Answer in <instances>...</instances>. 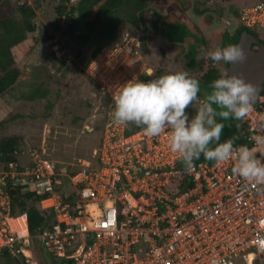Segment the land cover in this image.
Returning a JSON list of instances; mask_svg holds the SVG:
<instances>
[{
    "label": "built area",
    "instance_id": "built-area-1",
    "mask_svg": "<svg viewBox=\"0 0 264 264\" xmlns=\"http://www.w3.org/2000/svg\"><path fill=\"white\" fill-rule=\"evenodd\" d=\"M242 17L264 28V0L245 6ZM100 80L112 107L113 94L131 81L121 74L116 85ZM242 123L249 138L264 135V92ZM127 129L112 121L93 151L96 161L76 159L69 201L63 200V179L49 158L34 153V168L19 170L10 163L0 170V256L6 249L28 257L40 245L73 264H264V184L235 175L232 162H203L186 170L183 177L193 185L180 191L174 180L183 172L167 132L148 137L142 129ZM250 144L264 162V148L251 139ZM8 183L21 185L23 193L47 194L41 205L55 210L52 226L32 233L26 212L13 215Z\"/></svg>",
    "mask_w": 264,
    "mask_h": 264
},
{
    "label": "rangeland",
    "instance_id": "rangeland-1",
    "mask_svg": "<svg viewBox=\"0 0 264 264\" xmlns=\"http://www.w3.org/2000/svg\"><path fill=\"white\" fill-rule=\"evenodd\" d=\"M239 1L245 5H250L261 0ZM9 2L3 6L0 5V29L2 20L7 17L13 18L14 13L19 18L23 17L24 15L19 9L23 6L22 4H28L36 13L34 18L36 30L28 34L26 42L23 43V48L18 46L13 48L15 64L20 68L21 74L16 83L1 96L5 102L1 117L4 118L5 116L6 118L9 113H21L25 122L22 124L3 122L0 125V135L13 132L24 133L26 136L25 146L29 148L25 154L29 156L30 161H32L34 153L39 154L38 146L41 147L42 153L45 155L42 157H49L54 163H61L63 168H66L64 164L73 168L72 164L79 157L88 159L91 152L90 147L94 142L92 139L97 140L99 135L91 137L86 131H83V127L91 125L94 119L97 122H102L105 117H108L106 114L114 109V106H111V97L108 95L107 89L102 87L103 84L100 79L116 85V80L120 74L124 76V80L128 78L133 80L134 74L138 75L139 72L143 74L146 71L149 73V70H151V75L162 72H182L178 69L180 65L178 63L184 52L187 51L184 44L174 48V52H169L170 62L164 64L166 57L158 52L156 45H154L155 40L153 41L154 44L150 41L149 46L141 49L137 42L138 32L133 27H125L124 25L120 28L121 38L119 41L105 43L98 53L99 55L97 54L98 56L96 55L97 57L93 59L94 61L92 63L90 61L91 64H84L76 57L81 47L80 40L68 36L65 33L67 28L64 25L56 24L60 0H48L44 4L40 3V0H10ZM93 2V12L95 13L102 1L93 0ZM70 4L69 2L68 8L73 7ZM233 8L235 11L238 10L236 7ZM248 28L257 37L264 36L263 31L258 30V28ZM147 31L152 33L151 29ZM194 31L199 34L198 31ZM226 34L232 41L238 38L228 32H225ZM174 36L179 35L171 32L169 41ZM199 36L203 39L200 34ZM215 36L217 39L220 37L222 39L219 31L215 32ZM149 37L151 40V35ZM207 46L210 49L217 48L210 40H208ZM199 65V68L195 69V73L187 72L188 75L199 76L204 73L206 71L205 63H199ZM114 78L116 82H113ZM95 82L98 83L99 87L95 86ZM40 85L49 86L51 94L58 96L55 97L57 105L49 113H45L48 112L45 107L46 100L31 101L28 99L30 93ZM59 92L61 97L58 95ZM207 93L208 91L205 90L202 97H205ZM89 105L92 106H90L91 110ZM87 110L90 111L89 114H86ZM188 111L190 115L194 114L193 109L190 108ZM31 114L33 115L32 118H30ZM83 116L91 117L89 121H86ZM78 118L82 119L76 122ZM89 127V130L92 131L93 128ZM39 137L41 138L40 141H38ZM201 159L199 157L196 161ZM31 249L33 252L29 251L27 262L20 257L19 264H51L52 258L40 245ZM16 262L14 259H5L2 264H14Z\"/></svg>",
    "mask_w": 264,
    "mask_h": 264
},
{
    "label": "trees",
    "instance_id": "trees-1",
    "mask_svg": "<svg viewBox=\"0 0 264 264\" xmlns=\"http://www.w3.org/2000/svg\"><path fill=\"white\" fill-rule=\"evenodd\" d=\"M46 2H48V0H40V3L42 4ZM126 2L127 0H106V2L100 6V9L98 10V13L96 14L94 20L88 19L90 13L93 11V5L91 0H81L77 8L74 9L79 11V16H75L76 18L74 19V24H72L71 27H68L65 33H67L68 36L72 38L75 37L80 40L81 47L79 48L76 57L80 59L82 63H90V61H92L94 57L100 52L105 43H116L120 40V28L118 22H116L114 12ZM22 5L19 10L23 13L24 16H21V18H19L14 13L13 18L10 19L7 17L2 20V26L0 29V125H2V123L5 121L13 122L15 124H22L25 122L23 119L24 116L21 113H9L8 117H1V115H3V107L5 104L1 96L16 83L21 74L20 68L15 64V54L13 52V48L15 46L23 48V43L26 42L28 34H31L36 30V24L34 23L36 13L30 8L28 4ZM82 23L84 24L85 28H83ZM171 32L179 35L176 37L174 36L170 40L171 42H173V44H181L190 40V50L187 55L190 61L189 66H196L197 58L201 57L199 49L201 48L203 43V40L200 38L199 34H197L190 27L187 28L186 26L180 24L173 26L172 29H169L167 31L168 39L170 37ZM239 36L235 42L239 40ZM258 38L264 42V37L258 36ZM254 47L256 48L257 46L254 45ZM208 50L213 49L211 48ZM171 51L172 50L170 48V52ZM162 53L164 57H166L165 62L169 63L171 58V56L169 55V51L163 50ZM75 67L77 68L78 65ZM79 68L81 67L79 66ZM163 74L167 73L162 72L159 74L157 73L149 75V73L146 71L141 74L140 80L149 81L152 79H156ZM220 76L221 74L219 70H216L214 68L209 69L204 73H201L199 76H190L192 78L197 79L200 83L199 96L201 100H203L204 98L202 97L204 96L202 95V93L205 90L209 93L211 91V82L219 78ZM96 85L99 87L97 82H95V86ZM58 95L61 97L60 92L58 93ZM55 97L58 96H54L53 94H51L49 86L40 85L32 93H30L28 99L31 101H39L40 99L46 100L45 107L48 112L45 113H49L57 105ZM90 106L91 105H89V109L91 110ZM89 112L90 111L86 112V114H89ZM32 117L33 115L31 114L30 118ZM83 117L84 120L86 119V121H89L91 116ZM80 119L82 118H78L76 122ZM217 119L218 122H222L225 125L221 134L220 142H224L225 140L230 139L234 142V145L237 147L241 145H251L249 138L250 132L247 127L242 123V119L237 120L234 117L228 120H221L219 117ZM112 121V116H108L107 118L105 117L102 122H97L94 119V122H92L91 125L89 124V126L93 128L92 131H89L83 127V131H86L91 137H93L94 135H99V138H97V140H93L91 138L94 142H92V146L90 147L91 152L90 156H88L89 160L96 161V159L93 157V150L100 145L103 132ZM140 129L142 128L137 127L134 124H129L127 133H131L135 130ZM36 138L37 137H35V139ZM40 139L41 138L39 137L38 141H40ZM25 142L26 136L24 133L13 132L5 135H0V170L10 168V163H14L16 168H18L19 170H25L27 168L35 167V156H33L32 161H30L29 156L25 154V151L29 150V148H27L28 146H25ZM37 149L39 153L37 154L38 156H45L43 155L40 146H38ZM200 158L202 159L198 161H196V159L194 161V164L198 165L199 163L203 162L209 164L215 163L213 161L205 159L203 155H201ZM53 164L55 166L58 177L63 179V185L59 189L63 194V200L69 201L72 196L67 195L66 192H72L70 175L73 174L79 167L75 164H72L73 168H70L68 164H64V166L66 167V170H64L65 168L61 166V163L53 162ZM177 167L181 170V172H183V174L178 175L177 179L174 180V183L179 184L178 188L181 191L193 185V183L190 177H183L186 172L184 164L179 161ZM178 179H180V181ZM5 191L11 197V213L13 215L25 212L28 214L30 231L32 233H36L39 229L44 227H51L52 224L55 222V210L42 208L41 205V200L46 197L47 194L41 193L38 189H34L32 192L29 193H23V187L21 185L16 186L12 183H8L5 186ZM20 257H22V259L27 262L28 258L23 254H20L19 256H13L8 250L5 249L3 251V255L0 256V264H2L5 259H14L17 261L14 264H19L18 260ZM52 258L53 259L50 261L51 264H73L72 259L55 257ZM238 264L246 263L243 261H239Z\"/></svg>",
    "mask_w": 264,
    "mask_h": 264
},
{
    "label": "clouds",
    "instance_id": "clouds-1",
    "mask_svg": "<svg viewBox=\"0 0 264 264\" xmlns=\"http://www.w3.org/2000/svg\"><path fill=\"white\" fill-rule=\"evenodd\" d=\"M208 56L215 63L236 64L243 62L246 54L240 45H229L216 48ZM210 88L201 100L200 83L187 72L167 73L149 81L131 80L113 94L112 118L117 125L134 124L142 128L148 137L167 132L168 147L189 172L194 160L203 155L217 165L232 162L235 175L264 184V162L257 158L256 149L237 147L230 139L220 142L225 125L217 119L246 118L253 110L258 86L246 82L241 75L221 74ZM190 108L194 110L192 115ZM250 139L264 148V135H253Z\"/></svg>",
    "mask_w": 264,
    "mask_h": 264
},
{
    "label": "flooded vegetation",
    "instance_id": "flooded-vegetation-1",
    "mask_svg": "<svg viewBox=\"0 0 264 264\" xmlns=\"http://www.w3.org/2000/svg\"><path fill=\"white\" fill-rule=\"evenodd\" d=\"M9 1L10 0H0V5H6L10 3ZM60 1L61 3L57 8L56 24L60 25L61 23V26L64 25L65 28L71 27V25L74 24V19L79 16V11L74 9L77 8L81 0ZM91 1L94 11V2L93 0ZM101 1L100 6L106 2V0ZM69 2L71 3L70 5L73 6L72 8H68ZM245 6L246 5L239 0H127V2L121 5L114 14L119 28L124 25L125 27H133L138 32L137 42L139 48L143 49L150 41L154 44L153 41L155 40L154 45H156L158 52L162 55L163 50L170 52L171 48L172 53L175 51L174 48L180 45L179 43L173 44V42L169 41L167 38V31L172 29L173 26L180 24L198 31L203 37V43L199 49L201 57L197 58L196 66H189L190 61L187 55L190 50V40L181 43V45L184 44L187 51L184 52L182 58L179 59L178 64H180L179 66L181 68L180 69L178 66L179 71L195 73V69L200 66L199 63H205L204 67L206 71L214 68L219 70L220 74H227L229 64L224 62L215 64L214 61L211 62L212 59L208 56V53L215 49L208 50L210 49L207 46L208 40L217 48H224L229 45L237 44L244 31L254 34V32L248 28L252 26L248 25L242 17ZM233 7H236V9L238 8V10L235 11ZM98 10L95 13L92 11L88 19L94 20ZM82 26L85 28L84 24ZM149 29L152 30L151 34L147 31ZM258 30L263 31L264 34V28H258ZM216 31H219L222 39L220 36V39L216 38ZM225 32L237 37L240 35L239 40L237 42H235L237 39L234 41L230 40L228 35H225ZM150 35L151 40L149 37ZM143 36H145V39H142ZM259 40L263 42L261 39ZM254 45L257 47L255 48ZM252 48L257 49L259 45L253 44ZM164 64L167 63L165 62ZM50 257L52 258L53 256L50 255Z\"/></svg>",
    "mask_w": 264,
    "mask_h": 264
},
{
    "label": "water",
    "instance_id": "water-1",
    "mask_svg": "<svg viewBox=\"0 0 264 264\" xmlns=\"http://www.w3.org/2000/svg\"><path fill=\"white\" fill-rule=\"evenodd\" d=\"M145 39V36L142 37ZM145 43V42H144ZM257 44L259 48L253 49L252 45ZM244 50L246 57L243 62L229 64L227 74H237L245 78L246 82H251L258 86L259 92L255 101L264 92V43L255 34L244 31L237 44ZM89 130L90 127L86 126Z\"/></svg>",
    "mask_w": 264,
    "mask_h": 264
}]
</instances>
